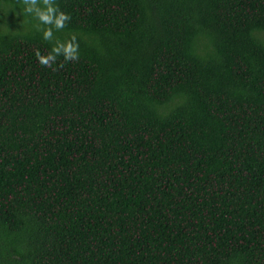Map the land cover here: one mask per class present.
Listing matches in <instances>:
<instances>
[{
    "label": "trees",
    "instance_id": "obj_1",
    "mask_svg": "<svg viewBox=\"0 0 264 264\" xmlns=\"http://www.w3.org/2000/svg\"><path fill=\"white\" fill-rule=\"evenodd\" d=\"M51 6L0 0V264H264V0Z\"/></svg>",
    "mask_w": 264,
    "mask_h": 264
},
{
    "label": "clouds",
    "instance_id": "obj_2",
    "mask_svg": "<svg viewBox=\"0 0 264 264\" xmlns=\"http://www.w3.org/2000/svg\"><path fill=\"white\" fill-rule=\"evenodd\" d=\"M26 11L30 14H34V16L43 24H54L57 29L64 27V22L69 19L67 15L64 13H59L53 19V14L56 13V9L51 6V0H43L44 8H40L37 6V0H24ZM52 35L51 30L45 31L44 36L45 39L50 38ZM54 51H58V49H54ZM66 51H73L71 46H69ZM39 55V54H38ZM68 59H76L74 56L66 57ZM52 57L48 58H40L41 63L47 65L49 60Z\"/></svg>",
    "mask_w": 264,
    "mask_h": 264
}]
</instances>
